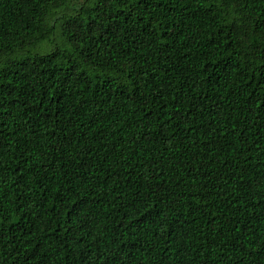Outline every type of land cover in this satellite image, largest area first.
Returning <instances> with one entry per match:
<instances>
[{"label":"trees","instance_id":"16d2710c","mask_svg":"<svg viewBox=\"0 0 264 264\" xmlns=\"http://www.w3.org/2000/svg\"><path fill=\"white\" fill-rule=\"evenodd\" d=\"M0 264H264V0H0Z\"/></svg>","mask_w":264,"mask_h":264}]
</instances>
